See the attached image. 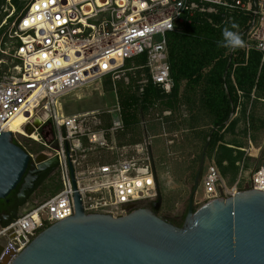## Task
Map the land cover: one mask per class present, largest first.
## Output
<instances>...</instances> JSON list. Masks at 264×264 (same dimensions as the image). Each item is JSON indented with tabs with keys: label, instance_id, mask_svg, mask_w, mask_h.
Wrapping results in <instances>:
<instances>
[{
	"label": "built area",
	"instance_id": "1",
	"mask_svg": "<svg viewBox=\"0 0 264 264\" xmlns=\"http://www.w3.org/2000/svg\"><path fill=\"white\" fill-rule=\"evenodd\" d=\"M9 4L12 10L0 13V137L13 133L20 146L33 140L50 150L41 155L46 161L58 159L53 175L59 176L62 190L7 227L0 226V245L7 241L1 245L0 264L10 251L19 255L41 232L73 217L76 194L86 214L114 218L152 209L161 195L151 139L135 146L118 141L125 131L120 104L107 114L66 116L62 99L105 79L117 94V83L129 86L132 78L141 95L150 83L171 95L170 36L197 16L213 26L214 17L222 16L224 25L235 15L246 17L242 50L247 59L252 50L264 54V0H32L20 15L11 0ZM139 58L144 59L142 66H128ZM243 96L239 92L241 103ZM105 115L111 116L110 125ZM20 117L26 123L13 132L11 124ZM47 129L52 135L48 141L42 135ZM24 150L38 165L41 155ZM241 166L243 173L244 162ZM242 181L229 187L216 161L209 162L201 182L202 202L224 198L221 191L225 198L250 189L264 192V167L253 173L244 190L239 188Z\"/></svg>",
	"mask_w": 264,
	"mask_h": 264
},
{
	"label": "water",
	"instance_id": "2",
	"mask_svg": "<svg viewBox=\"0 0 264 264\" xmlns=\"http://www.w3.org/2000/svg\"><path fill=\"white\" fill-rule=\"evenodd\" d=\"M28 133L32 135L34 129ZM210 141L183 228L158 215L162 195L152 209L138 208L114 218L86 214L76 194L73 217L41 232L19 255L10 251L1 264H264L263 191L250 189L225 198L220 188L224 198L195 210ZM45 159L41 155L38 165L33 163L13 133H2L0 201L7 200L23 181L27 184L21 199L34 193L41 176L56 171L58 159ZM9 224L0 222L1 227ZM3 252L0 245V258Z\"/></svg>",
	"mask_w": 264,
	"mask_h": 264
},
{
	"label": "rangeland",
	"instance_id": "3",
	"mask_svg": "<svg viewBox=\"0 0 264 264\" xmlns=\"http://www.w3.org/2000/svg\"><path fill=\"white\" fill-rule=\"evenodd\" d=\"M21 1L25 6L30 2V0ZM6 9L12 10L9 2L0 13ZM1 40L2 36L0 42ZM143 64L144 59L139 58L129 62L128 66L140 67ZM133 81L132 78V83L129 86L122 81L118 82L117 94L113 87L108 86L106 79L91 84L62 99L63 112L66 116H72L92 111L105 114L109 111H115L119 104L122 107L121 92L124 88L131 94L141 96L137 81ZM170 97L157 100L153 106L149 107V110L140 112L139 125L131 129L125 128V131L119 134L118 141L121 144L135 146L144 144L146 139H151L153 157L164 201L160 215L171 218L183 216L181 218L183 224L188 213L190 198L195 189V181L201 167L202 157L209 142V135L214 129V117L204 105L203 86L191 87L183 81L177 99ZM246 106L249 117L239 112L236 116L239 124L235 130L222 133L225 135V143L241 146L245 150L248 172L251 168L264 166V100L254 101L252 97V103L246 101ZM103 118L105 123L110 125L111 116L105 115ZM42 135L47 141L52 138L49 129L44 131ZM24 142H26L28 150L35 156L50 153V150L33 140H25ZM48 144L54 146L53 142ZM218 157L217 151L210 147L207 149L206 166L201 182L203 176L206 175L209 162L217 161ZM241 170L237 176L229 174L225 178L229 187L235 186L243 177L245 180L242 181L239 188L244 190V184L246 181L249 182L251 178L249 179L246 173L242 174ZM61 190L62 185L59 176L54 175L35 191L22 207L19 216L33 207L43 204ZM203 199L204 188L200 186L195 198V210L205 205L202 202ZM1 245L6 246L7 241L2 239Z\"/></svg>",
	"mask_w": 264,
	"mask_h": 264
},
{
	"label": "trees",
	"instance_id": "4",
	"mask_svg": "<svg viewBox=\"0 0 264 264\" xmlns=\"http://www.w3.org/2000/svg\"><path fill=\"white\" fill-rule=\"evenodd\" d=\"M7 2L9 0H0V12ZM11 2L17 10V15L24 12L28 6L21 0ZM213 20L218 27L213 26L208 18L197 16L181 33L170 36V63L175 83L171 97L150 83L140 97L125 91L124 88L121 100L125 128L131 129L139 125V113L149 110L157 100L168 97L177 99L183 81L191 87L203 86L204 105L214 117L209 147L219 153L216 163L225 179L229 174H239L246 155L241 146L225 143L223 133L235 130L239 124L235 115L239 112L249 117L246 101L252 103L253 95L254 101L264 100V54L252 50L247 59L242 48L233 52L218 47L217 42L222 39V30L225 27L230 28L233 22L239 25V32L243 35L248 21L246 17L235 15L233 20L225 25L222 16L214 17ZM3 32H0V37ZM243 40L245 41L244 38ZM107 82L112 88L111 82ZM239 92L244 94L243 103L240 102ZM239 106L241 110L238 112ZM21 147L27 148L26 142H23ZM7 200L0 201V206Z\"/></svg>",
	"mask_w": 264,
	"mask_h": 264
},
{
	"label": "flooded vegetation",
	"instance_id": "5",
	"mask_svg": "<svg viewBox=\"0 0 264 264\" xmlns=\"http://www.w3.org/2000/svg\"><path fill=\"white\" fill-rule=\"evenodd\" d=\"M53 176H54L53 172H48L47 174L41 176V178L37 182L36 190L39 187H41L46 182V180L52 178ZM26 184H27L26 181H23L22 184L18 187V189L10 195L7 202L4 205L0 206V222L2 221L3 223H12L19 217L22 207L28 202V200L35 193V192L32 194L27 193V196L21 199L22 191ZM158 215L162 217L160 215V211L158 212ZM182 217L183 216L179 215L177 218H171V217H162V218L165 219L168 223L183 228L185 221L182 224L181 221Z\"/></svg>",
	"mask_w": 264,
	"mask_h": 264
},
{
	"label": "clouds",
	"instance_id": "6",
	"mask_svg": "<svg viewBox=\"0 0 264 264\" xmlns=\"http://www.w3.org/2000/svg\"><path fill=\"white\" fill-rule=\"evenodd\" d=\"M218 47L235 51L246 47L245 41L243 40L240 32L239 25L233 22L229 27H225L222 30V39L217 42Z\"/></svg>",
	"mask_w": 264,
	"mask_h": 264
},
{
	"label": "bare ground",
	"instance_id": "7",
	"mask_svg": "<svg viewBox=\"0 0 264 264\" xmlns=\"http://www.w3.org/2000/svg\"><path fill=\"white\" fill-rule=\"evenodd\" d=\"M24 123H26V119L23 118V117H20L18 119H16L12 124H11V127L10 129L13 131V132H18V131H22L21 130V127L24 125ZM34 139H38L37 135L35 134L34 135Z\"/></svg>",
	"mask_w": 264,
	"mask_h": 264
},
{
	"label": "crops",
	"instance_id": "8",
	"mask_svg": "<svg viewBox=\"0 0 264 264\" xmlns=\"http://www.w3.org/2000/svg\"><path fill=\"white\" fill-rule=\"evenodd\" d=\"M243 151H245L244 149H243ZM246 152H248V151H246ZM245 161H247V159L245 160ZM244 161V170H243V173L242 174H247V177L250 179L251 177H252V175H253V173L257 170V169H259V168H261V167H259V168H257V167H254V168H251V169H249V171L247 172V169H246V162ZM242 165H243V163H242ZM242 167V166H241ZM262 167H264V166H262ZM156 170H157V168H156ZM158 173V172H157ZM159 176V175H158ZM243 178V177H242ZM245 179L243 178V181H244ZM160 181V180H159ZM226 182V181H225ZM250 182V181H249ZM249 182H247L246 181V185L249 183ZM226 184H227V182H226ZM228 185V184H227ZM160 190H161V186H160Z\"/></svg>",
	"mask_w": 264,
	"mask_h": 264
},
{
	"label": "snow or ice",
	"instance_id": "9",
	"mask_svg": "<svg viewBox=\"0 0 264 264\" xmlns=\"http://www.w3.org/2000/svg\"><path fill=\"white\" fill-rule=\"evenodd\" d=\"M55 2V0H53V3ZM106 67V66H105Z\"/></svg>",
	"mask_w": 264,
	"mask_h": 264
}]
</instances>
